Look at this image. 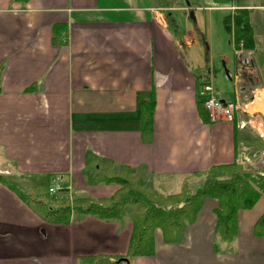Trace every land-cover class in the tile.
<instances>
[{
  "label": "crops",
  "instance_id": "obj_1",
  "mask_svg": "<svg viewBox=\"0 0 264 264\" xmlns=\"http://www.w3.org/2000/svg\"><path fill=\"white\" fill-rule=\"evenodd\" d=\"M204 2L0 0V264H78L80 257L126 255L129 215L102 221L73 213L68 224H56L29 198L58 178L73 199L113 196L117 185L90 183L97 167L87 163L88 154L115 169H133L161 194L211 167L264 170V0ZM200 10L210 12L202 22ZM219 11L246 12L254 40L246 50L229 35L232 56L221 59L231 96L213 87L222 37L211 13ZM203 84L219 100L242 106L235 123L201 120ZM147 103L153 105L152 135L144 141L140 107ZM239 122L246 127L238 129ZM217 206L203 203L182 242L166 244L156 232L153 255L126 264H264V236L253 235L264 216V192L238 213L230 243L215 235Z\"/></svg>",
  "mask_w": 264,
  "mask_h": 264
},
{
  "label": "trees",
  "instance_id": "obj_2",
  "mask_svg": "<svg viewBox=\"0 0 264 264\" xmlns=\"http://www.w3.org/2000/svg\"><path fill=\"white\" fill-rule=\"evenodd\" d=\"M213 1L225 6L232 3V0ZM165 18L168 27L177 33L178 27L172 14L166 12ZM223 25L224 30L232 35L235 45L241 44L244 49L249 50L250 42L251 49L253 48L254 40L246 12L227 15ZM58 39L59 31L54 29V41L57 43ZM197 111L203 122H210L200 97ZM140 113L142 138L149 141L152 135V103L141 106ZM86 161L97 167V173L89 178L90 183L117 185L118 190L113 196L101 200L76 198L68 202L65 196L49 197L47 188L29 195V198L33 197L32 204L36 210L56 224H68L73 213L92 216L102 221H117L129 215L132 230L127 253L123 258L80 257L78 264H126L136 257H150L154 253L156 232H160L166 244L180 243L184 230L194 222L206 200H215L218 203L214 211L215 235L221 242L230 243L237 236L238 213L252 208L264 192V170H244L236 163L211 167L202 172L199 174L200 177L203 176L202 183L193 190L188 188L189 183L185 179L178 193L162 195L148 183L142 182L129 167L115 169L110 161L90 154ZM63 184L66 185L64 181ZM253 235L264 236V216L254 225Z\"/></svg>",
  "mask_w": 264,
  "mask_h": 264
},
{
  "label": "rangeland",
  "instance_id": "obj_3",
  "mask_svg": "<svg viewBox=\"0 0 264 264\" xmlns=\"http://www.w3.org/2000/svg\"><path fill=\"white\" fill-rule=\"evenodd\" d=\"M200 1H201V5H204L202 7H206L204 0H200ZM184 4H186V1H184ZM209 14H210V12L202 11V10L196 12V15L201 17V22H202V19H204ZM211 14L213 16V21L214 22L217 21V25H216V28H215L216 33L217 34L220 33V35L222 37L221 38L222 39L221 40V46L220 47L217 46L215 48L217 53H219V56H216L214 54L215 55L214 56L215 57V59H214V65L215 66L214 67L218 71V74L216 75L217 77H216V80L213 83V87L216 90L218 89L220 92L226 93V96H231L232 90H231V87H230V83L228 81H223L224 69L222 67V59H221L223 56H226V57H231L232 56L231 47L229 45V40H230L229 39V34L224 30V27H223L224 26L223 25V19H224V16H227V13L223 12V11H219V12H212ZM188 23H189V26L191 28L194 27V23H193L192 18H190L188 20ZM220 25H221V27L219 28ZM199 28H200V31L203 33V29H204L203 23L199 26ZM196 39L199 42V47L197 48L196 51L198 52V54L201 57V59L203 61H205V59L207 57L206 56L207 52H206V49H205V44H204V41H203V37L199 33H196ZM202 180H203V176L193 179L189 183V187L188 188L190 190H193V189L199 187L201 185V183H202ZM179 191H180L179 188H174L170 194L178 193ZM162 195H167V194H162ZM64 198L68 199L69 200L68 202H71L73 200V198H71L70 196H65ZM44 201L46 202L47 200H44Z\"/></svg>",
  "mask_w": 264,
  "mask_h": 264
},
{
  "label": "built area",
  "instance_id": "obj_4",
  "mask_svg": "<svg viewBox=\"0 0 264 264\" xmlns=\"http://www.w3.org/2000/svg\"><path fill=\"white\" fill-rule=\"evenodd\" d=\"M199 97L203 99L204 108L206 110L208 119L211 123L215 122H236V113L241 105L234 102H224L216 98L213 88L209 84H203L199 93ZM242 107V106H241ZM246 127L245 123H237V128L242 130ZM257 154H253L252 158L255 159ZM259 157H264L261 154ZM65 191V192H64ZM68 187L63 184L62 179L58 178L47 187V195L52 198L67 196Z\"/></svg>",
  "mask_w": 264,
  "mask_h": 264
}]
</instances>
